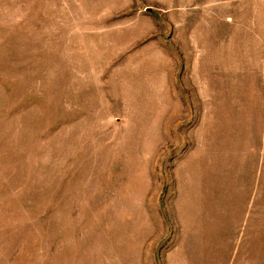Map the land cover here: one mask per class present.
<instances>
[{
	"label": "rangeland",
	"instance_id": "rangeland-1",
	"mask_svg": "<svg viewBox=\"0 0 264 264\" xmlns=\"http://www.w3.org/2000/svg\"><path fill=\"white\" fill-rule=\"evenodd\" d=\"M0 264H264V0H0Z\"/></svg>",
	"mask_w": 264,
	"mask_h": 264
}]
</instances>
